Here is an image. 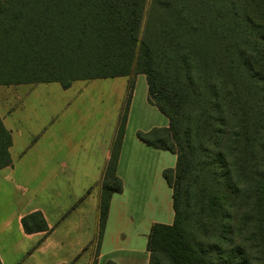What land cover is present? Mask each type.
<instances>
[{
	"label": "trees",
	"instance_id": "16d2710c",
	"mask_svg": "<svg viewBox=\"0 0 264 264\" xmlns=\"http://www.w3.org/2000/svg\"><path fill=\"white\" fill-rule=\"evenodd\" d=\"M137 75L169 120L137 137L177 159L163 172L174 220L151 227L149 264H264V0H0V86L130 77L92 264L123 190L117 167ZM11 146L0 118V169L12 166ZM22 226L50 231L40 211Z\"/></svg>",
	"mask_w": 264,
	"mask_h": 264
},
{
	"label": "crops",
	"instance_id": "0c3cea01",
	"mask_svg": "<svg viewBox=\"0 0 264 264\" xmlns=\"http://www.w3.org/2000/svg\"><path fill=\"white\" fill-rule=\"evenodd\" d=\"M137 76L133 77L132 96ZM124 78L128 79L129 84L130 77ZM28 85L39 84L9 86L18 88V94L21 87ZM10 115L11 110L2 114L0 106V118L12 137V146L9 149L12 166L0 169L1 263L81 264L78 262L79 257L87 254L84 264H92L98 233L100 183L118 124L112 137L105 141L102 150L94 154L81 153L73 161H53L50 158L55 164L42 161L43 167L48 166L49 170L46 183L48 194L24 202L19 200L12 187L18 165L12 156L13 130L7 125ZM167 121L156 128L168 127L169 120ZM128 122L129 118L126 128ZM54 152L52 149L48 154ZM176 161L173 153L154 149L138 139L128 141L125 131L117 167L123 190L112 196L96 264H103V254L100 253L105 248L110 251L106 263L114 261L116 264H149L147 240L151 227L156 223L165 224L169 219L172 222L168 223L172 224L174 220L172 189L168 186L163 172L167 168H174ZM151 194L154 202L148 205L147 196ZM166 194L171 198L170 203L165 200ZM35 211L42 212L50 228L49 232L28 234L24 231L22 218ZM72 258L75 261L70 263Z\"/></svg>",
	"mask_w": 264,
	"mask_h": 264
},
{
	"label": "rangeland",
	"instance_id": "374dc122",
	"mask_svg": "<svg viewBox=\"0 0 264 264\" xmlns=\"http://www.w3.org/2000/svg\"><path fill=\"white\" fill-rule=\"evenodd\" d=\"M149 4L147 0V8ZM128 85V79L120 77L80 81L69 89H63L59 83L28 85L21 87L18 94L16 87H0L2 114L11 110L7 125L13 130L12 156L18 165L12 187L19 200L28 202L48 194L49 170L48 166L43 167L42 161H73L81 153L102 150L119 124L128 99ZM153 107L148 103L146 77L138 75L128 111V141L137 140L139 131H149L168 122ZM52 149L58 153L48 154ZM147 197L151 205L154 196ZM165 200L170 203L171 198L166 194ZM109 252L105 248L100 253L103 264ZM86 256L81 255L78 262L84 264ZM74 261L70 259V263Z\"/></svg>",
	"mask_w": 264,
	"mask_h": 264
}]
</instances>
